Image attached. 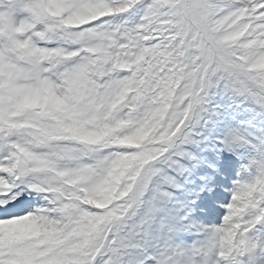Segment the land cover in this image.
Returning <instances> with one entry per match:
<instances>
[{
  "label": "snow or ice",
  "instance_id": "snow-or-ice-1",
  "mask_svg": "<svg viewBox=\"0 0 264 264\" xmlns=\"http://www.w3.org/2000/svg\"><path fill=\"white\" fill-rule=\"evenodd\" d=\"M0 264H264V0H0Z\"/></svg>",
  "mask_w": 264,
  "mask_h": 264
}]
</instances>
